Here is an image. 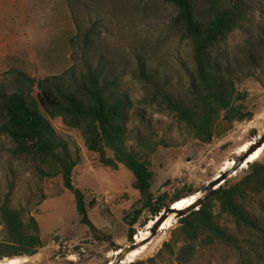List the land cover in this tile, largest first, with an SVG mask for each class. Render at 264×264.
Returning <instances> with one entry per match:
<instances>
[{
  "label": "rangeland",
  "instance_id": "374dc122",
  "mask_svg": "<svg viewBox=\"0 0 264 264\" xmlns=\"http://www.w3.org/2000/svg\"><path fill=\"white\" fill-rule=\"evenodd\" d=\"M247 10L249 22L230 33L220 52L234 72L255 60V75L238 85L247 94L250 119L233 122L231 130L209 143L187 137L182 126L147 102L152 89L137 77V54H144L148 72L172 92L181 96L187 86L190 45L168 24L175 14L168 0H0V87L12 92L20 86L17 71L36 80L48 76H62L63 83L78 80L86 71L81 32L93 29L94 48L105 55L134 105L130 142L142 137L158 145L149 157L150 194H166V202L177 193L197 191L191 195L198 197L212 178L231 168L232 160L264 133V0H248ZM50 122L59 135L79 147L82 159L73 170V184L84 193L92 227L80 222L74 196L64 189L61 178H39L30 163L12 155L11 140L0 131V201L9 195L11 206L33 215L43 240L35 254L16 257L20 264H108L118 253L116 247L131 243L129 228L135 231L133 240L145 231L150 234L164 209L152 217L126 167L112 170L102 165L98 155L87 151L78 131L66 127L60 118ZM263 159L264 144L254 161ZM254 161L245 160L225 180L241 177ZM255 205L257 216L264 219V198ZM175 215L148 243L127 254L122 264L155 256L178 226ZM255 246L264 258L262 244L255 241ZM210 251H198L186 264H241L244 259L224 247ZM251 254L255 256V251ZM155 264L182 263L164 256Z\"/></svg>",
  "mask_w": 264,
  "mask_h": 264
},
{
  "label": "trees",
  "instance_id": "16d2710c",
  "mask_svg": "<svg viewBox=\"0 0 264 264\" xmlns=\"http://www.w3.org/2000/svg\"><path fill=\"white\" fill-rule=\"evenodd\" d=\"M168 2L175 9L168 20L170 28L190 45L187 86L182 97L172 92L167 83L159 82L156 74L148 72L144 54H137V77L152 89L147 102L156 104L182 126L187 137L209 143L231 130L233 122L250 119L247 94L238 85L255 75V60L244 70L234 72L220 52L230 33L249 22L248 0ZM81 33L85 73L73 83H63L62 76L36 80L17 71L22 78L20 86L12 92L0 87V131L11 140L12 155L30 163L39 178H61L64 189L74 196L81 223L92 227L84 193L73 184V170L82 157L75 142L57 133L52 119L60 118L66 127L78 131L87 151L98 155L102 165L112 170L119 165L126 167L133 175V187L143 198L144 207L155 217L175 200L197 191L177 193L167 202L166 194L152 197L149 157L158 145L142 137L130 142L133 102L120 87L119 77L105 55L94 48V30ZM263 198L264 159L250 163L241 177L225 180L198 209L179 218L178 226L170 231L155 256L126 264H155L164 256L186 264L198 251L209 254L218 246L244 257L241 264L252 260L260 264L264 258L257 252L255 241L262 244L264 254V219L257 216L255 202ZM134 233L129 228L130 242ZM42 246L34 216L23 207L11 206L6 195L0 201V258L31 256Z\"/></svg>",
  "mask_w": 264,
  "mask_h": 264
},
{
  "label": "water",
  "instance_id": "95a60500",
  "mask_svg": "<svg viewBox=\"0 0 264 264\" xmlns=\"http://www.w3.org/2000/svg\"><path fill=\"white\" fill-rule=\"evenodd\" d=\"M253 142L254 143L245 152L240 154V156L236 160H232L233 164H232L231 168H229L226 171H222L220 174L216 175L214 178H212V180H210V182H208L206 184V186L200 191V195L198 196V198L195 200V202L191 206H189L188 208H185L184 210H174L173 203L178 201L179 199L175 200L169 207H167L163 210V214H161L159 216V218L156 220L155 224L150 228L149 236L141 242H137L134 239L133 242H131L129 245L123 247L122 249L118 248L116 250V251H118V253L111 260V264H122V261L127 256V254H129L131 251H133L135 249L140 248L142 245L148 243L155 236L156 232L158 231L160 224L171 213L175 212L176 213L175 218L179 219L182 216H185L186 214L191 212L192 210L198 209V207H200L204 201L211 198L213 196L216 188L219 185H221L232 172H234L238 167H240L242 165V163L247 159V157L252 152L256 151V149L261 147V145L264 143V133L261 136H259L257 138V140H254ZM196 193H198V192H196ZM182 198H184V197H182ZM54 240H57V237H55ZM119 249H121V250H119Z\"/></svg>",
  "mask_w": 264,
  "mask_h": 264
},
{
  "label": "bare ground",
  "instance_id": "6f19581e",
  "mask_svg": "<svg viewBox=\"0 0 264 264\" xmlns=\"http://www.w3.org/2000/svg\"><path fill=\"white\" fill-rule=\"evenodd\" d=\"M263 144L261 145V147H259L258 149H256V151L252 152L247 157V159H246L247 162L254 161V160H256L259 157L260 151L263 148ZM197 198H198L197 195H191V196H187V197L181 198L178 201H176V202L173 203V208H174V210H184L185 208H188L189 206H191L195 202V200ZM174 214H175V212L171 213L170 215L173 216ZM169 216L160 224L158 230L160 228H165L166 226H168L170 224V218H169ZM155 222H156V220H155ZM155 222H154V224H155ZM148 236H149V234L145 231L144 233L140 234V236H137L136 241L137 242H141V241L145 240ZM20 263H21V259L19 257H12V258H10V259H8L6 261L0 260V264H20ZM108 264H111V261Z\"/></svg>",
  "mask_w": 264,
  "mask_h": 264
},
{
  "label": "built area",
  "instance_id": "2783aa9c",
  "mask_svg": "<svg viewBox=\"0 0 264 264\" xmlns=\"http://www.w3.org/2000/svg\"><path fill=\"white\" fill-rule=\"evenodd\" d=\"M161 214V212L159 213V215Z\"/></svg>",
  "mask_w": 264,
  "mask_h": 264
}]
</instances>
